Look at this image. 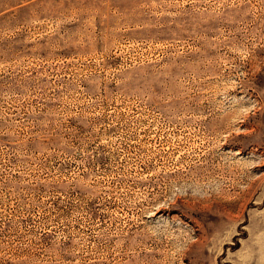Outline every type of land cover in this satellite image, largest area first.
<instances>
[{
  "label": "rangeland",
  "instance_id": "rangeland-1",
  "mask_svg": "<svg viewBox=\"0 0 264 264\" xmlns=\"http://www.w3.org/2000/svg\"><path fill=\"white\" fill-rule=\"evenodd\" d=\"M0 264H264V0H0Z\"/></svg>",
  "mask_w": 264,
  "mask_h": 264
}]
</instances>
